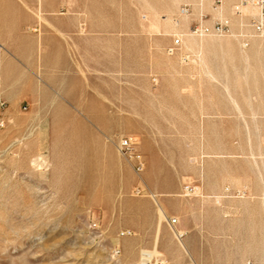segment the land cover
<instances>
[{
	"label": "rangeland",
	"instance_id": "374dc122",
	"mask_svg": "<svg viewBox=\"0 0 264 264\" xmlns=\"http://www.w3.org/2000/svg\"><path fill=\"white\" fill-rule=\"evenodd\" d=\"M200 1L0 0V264H264L259 11Z\"/></svg>",
	"mask_w": 264,
	"mask_h": 264
},
{
	"label": "built area",
	"instance_id": "2783aa9c",
	"mask_svg": "<svg viewBox=\"0 0 264 264\" xmlns=\"http://www.w3.org/2000/svg\"><path fill=\"white\" fill-rule=\"evenodd\" d=\"M215 7H220L224 4L225 0H211ZM243 4L251 3L252 5L256 6L259 9V13L255 16H252L250 19L251 27L259 34L264 33V0H242ZM183 13H188L190 9L188 7L182 8ZM210 31H216L224 34H228L231 32V25L228 20H220L217 21L214 27L211 29L208 26L200 25L195 29L196 33H207ZM181 39L177 38L173 44L169 47V52L174 53L178 46L181 44ZM137 138L134 136H126L122 137L119 144L118 150L121 155L127 158L130 163L132 164L133 168L141 173L146 168V161L145 158L137 151ZM179 223L178 217H171L169 219V224L171 227H176ZM135 232L132 229H122L119 232V237H129L133 236ZM178 237H183L182 232H176ZM121 252V248L119 245L114 246L113 253L119 254ZM140 264H161L160 260L154 256H144L141 258Z\"/></svg>",
	"mask_w": 264,
	"mask_h": 264
},
{
	"label": "bare ground",
	"instance_id": "6f19581e",
	"mask_svg": "<svg viewBox=\"0 0 264 264\" xmlns=\"http://www.w3.org/2000/svg\"><path fill=\"white\" fill-rule=\"evenodd\" d=\"M205 3H204V0H201L200 1V6H202V7H206L207 6V8L209 7V5L210 4H206L205 6ZM210 8V7H209ZM249 8L251 9H253L254 11H259V9L256 7V6H254V5H245L244 6V10H246V11H248L249 10ZM251 9V10H252ZM223 10H224V4L222 5V6H220V7H216V8H212V12L213 13H215V14H218V15H222L223 14ZM251 12H253V11H251ZM259 13V12H258ZM179 23V22H178ZM240 23H241V21H240ZM180 27V26H179ZM187 28V26L186 25H183V26H181V30H183L184 31V29L183 28ZM180 29V28H179ZM174 30V29H173ZM186 34H188V32L186 31ZM264 34V33H263ZM189 36H191V34H188ZM180 36V35H179ZM189 41L191 42V44H194L195 43V38H193V37H190L189 38ZM215 79V78H214ZM217 201L218 202H221V200H220V198H218L217 199Z\"/></svg>",
	"mask_w": 264,
	"mask_h": 264
}]
</instances>
